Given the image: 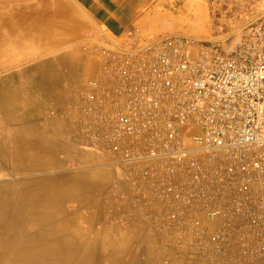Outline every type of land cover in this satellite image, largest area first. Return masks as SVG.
Segmentation results:
<instances>
[{
    "label": "built area",
    "instance_id": "2783aa9c",
    "mask_svg": "<svg viewBox=\"0 0 264 264\" xmlns=\"http://www.w3.org/2000/svg\"><path fill=\"white\" fill-rule=\"evenodd\" d=\"M252 18L236 46L170 34L105 48L76 92L73 137L122 180L113 221L142 224L164 264H264V13Z\"/></svg>",
    "mask_w": 264,
    "mask_h": 264
},
{
    "label": "rangeland",
    "instance_id": "374dc122",
    "mask_svg": "<svg viewBox=\"0 0 264 264\" xmlns=\"http://www.w3.org/2000/svg\"><path fill=\"white\" fill-rule=\"evenodd\" d=\"M172 1L177 4L172 9L168 6L162 8L163 13L155 19L156 31L140 35L133 30L132 37L115 38L113 45L103 39L92 18L76 0H0L1 185L11 186L14 177L39 180L53 178L60 173H76L84 168L83 162L67 157L61 162L50 163L49 168L41 166L40 171L31 172L29 164L16 170L13 139L15 134L20 133L21 127L27 130L31 125H41L49 118L63 122L73 134L76 92L86 80L99 74L103 49L126 43L131 38L142 40L170 34L192 35L222 44L230 38V45L236 46L243 35L241 24L253 19L252 14L264 13V0ZM244 1L248 2L245 6L251 3L255 6L253 10H247L248 15L245 16L240 14ZM67 8H70L69 12ZM148 11L143 9L146 15ZM16 12L27 17L37 16L39 30L36 42L30 38V31L25 29H22L19 39L18 32L15 34L20 30L19 23H14L13 33L5 24ZM73 154L72 151L68 153L69 156ZM86 172L81 171V175ZM71 190L74 196L66 202L63 218L66 224L78 223V219L70 213L76 201ZM102 262L109 264V259L105 258Z\"/></svg>",
    "mask_w": 264,
    "mask_h": 264
},
{
    "label": "crops",
    "instance_id": "0c3cea01",
    "mask_svg": "<svg viewBox=\"0 0 264 264\" xmlns=\"http://www.w3.org/2000/svg\"><path fill=\"white\" fill-rule=\"evenodd\" d=\"M76 1L92 18L103 39L113 45L116 43L115 38L131 36L133 30L140 35L156 31L154 22L163 13L162 8L166 9L168 6L172 9L177 4L172 0ZM245 2L242 11L253 10L255 6L252 3L245 6L248 3ZM69 9L67 8L68 12ZM143 9L149 10L147 15L143 13ZM17 15L22 16L21 12H16L9 22ZM29 17L35 20V24L31 23L29 34L36 42L38 18L33 15ZM8 27L13 33L14 26ZM22 29L28 30L20 26V30L15 31V34L18 32L20 35V40ZM66 127L63 122H55L49 118L45 123L31 125L27 130L21 127L20 133L14 136L16 170L29 164L31 172L40 171L41 166L49 168L50 163L72 157L84 163V170L81 171H87L84 176L79 171L60 173L53 178L39 180L30 177L24 180L13 178L15 181L12 185L15 186L17 195L16 208L25 212L24 215L29 211L31 217L28 222H20L19 243H30L33 250L45 244L47 251L50 244L60 245L67 264H77L79 260L82 264H103L102 260L105 258L109 259V264H164L158 247L142 224L132 218L127 222L113 221V217H120V212L115 209L112 193L113 188L122 183L118 171L102 153L80 145ZM71 151L74 154L69 156ZM77 151L80 154L77 155ZM1 167L0 154V170ZM71 188L76 201L70 213L78 219V223L66 224V219L63 220L66 202L74 196Z\"/></svg>",
    "mask_w": 264,
    "mask_h": 264
},
{
    "label": "bare ground",
    "instance_id": "6f19581e",
    "mask_svg": "<svg viewBox=\"0 0 264 264\" xmlns=\"http://www.w3.org/2000/svg\"><path fill=\"white\" fill-rule=\"evenodd\" d=\"M15 22L20 23L23 28H28L29 31H31V23L35 24V20L20 15L5 24L13 26ZM15 196L17 195L14 185L7 187L0 184V264H67L64 262L67 260L62 256L60 245L50 244L47 251L45 244L33 250L30 243L27 245L19 243L20 222H28L31 217L29 211L24 215L25 212L17 210ZM77 264H82L81 260Z\"/></svg>",
    "mask_w": 264,
    "mask_h": 264
}]
</instances>
